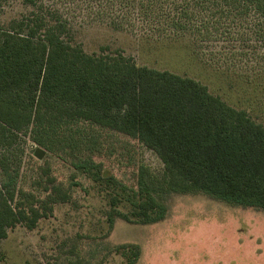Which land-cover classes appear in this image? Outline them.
<instances>
[{
  "label": "trees",
  "instance_id": "obj_1",
  "mask_svg": "<svg viewBox=\"0 0 264 264\" xmlns=\"http://www.w3.org/2000/svg\"><path fill=\"white\" fill-rule=\"evenodd\" d=\"M7 2L0 0V241L72 200V186L49 166L24 186L28 141L128 193L129 214L117 209L124 198H111V227L116 217L163 221L171 194L203 193L264 212V124L194 78L138 65L121 51L87 53L63 12L79 8L118 31L190 34L199 48L217 43L229 57L255 59L264 76V0H23L27 10L5 20ZM99 129L138 139L163 171L141 165L137 185H124L96 160ZM125 248V264H135L138 245L118 246Z\"/></svg>",
  "mask_w": 264,
  "mask_h": 264
},
{
  "label": "rangeland",
  "instance_id": "obj_2",
  "mask_svg": "<svg viewBox=\"0 0 264 264\" xmlns=\"http://www.w3.org/2000/svg\"><path fill=\"white\" fill-rule=\"evenodd\" d=\"M26 10L23 0H8L4 19ZM63 12L73 42L87 53L121 51L138 65L194 78L264 124V76L255 73V59L229 57L217 43L199 48L190 34L149 36L144 31H118L79 8ZM99 133L103 152L96 160L124 185H137L141 165L156 173L163 171L160 157L138 139L108 129ZM38 147L31 141L26 144L24 186L29 187L40 166H49L59 182L72 186V200L57 204L35 229L21 224L10 228L7 238L0 241V264H125L130 250L118 249L124 244L138 245L135 264H264L263 211L230 205L203 193L171 194L163 221L143 225L116 217L111 227V198H124L117 209L129 214L128 193L106 180L95 181L79 173L46 149L43 158H38Z\"/></svg>",
  "mask_w": 264,
  "mask_h": 264
},
{
  "label": "water",
  "instance_id": "obj_3",
  "mask_svg": "<svg viewBox=\"0 0 264 264\" xmlns=\"http://www.w3.org/2000/svg\"><path fill=\"white\" fill-rule=\"evenodd\" d=\"M45 151L42 148H37L35 151V155L38 158H43Z\"/></svg>",
  "mask_w": 264,
  "mask_h": 264
}]
</instances>
